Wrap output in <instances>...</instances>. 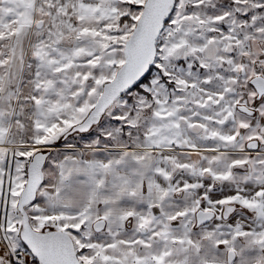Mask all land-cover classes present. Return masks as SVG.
I'll return each mask as SVG.
<instances>
[{"label":"snow or ice","instance_id":"obj_1","mask_svg":"<svg viewBox=\"0 0 264 264\" xmlns=\"http://www.w3.org/2000/svg\"><path fill=\"white\" fill-rule=\"evenodd\" d=\"M0 264H264V0H0Z\"/></svg>","mask_w":264,"mask_h":264}]
</instances>
